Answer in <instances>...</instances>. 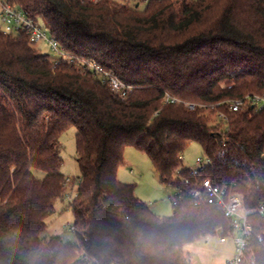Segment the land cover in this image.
<instances>
[{"label": "trees", "instance_id": "obj_1", "mask_svg": "<svg viewBox=\"0 0 264 264\" xmlns=\"http://www.w3.org/2000/svg\"><path fill=\"white\" fill-rule=\"evenodd\" d=\"M15 1L71 55L134 90L121 100L77 67L55 65L27 36L0 33V264H193L186 245L231 232L222 208L191 197L197 185L224 184L245 209L264 203V110L229 108L264 94V0H150L143 11L114 0ZM71 127L81 171L70 203L75 241L46 240L66 193L60 138ZM192 144L212 160L206 170L192 173L180 159ZM128 148L175 189L171 217L119 181ZM250 220L252 264H264V221Z\"/></svg>", "mask_w": 264, "mask_h": 264}, {"label": "built area", "instance_id": "obj_2", "mask_svg": "<svg viewBox=\"0 0 264 264\" xmlns=\"http://www.w3.org/2000/svg\"><path fill=\"white\" fill-rule=\"evenodd\" d=\"M150 0H140L139 2H149ZM0 33L13 38H19L22 35L28 37L29 42L35 47L38 43H44L50 46L51 50L57 57L56 61H52L55 65L67 63L69 66L77 67L84 75H89L99 79L103 84L108 85L113 94L121 100H126L134 90V87L127 85L121 79L111 72L106 71L101 65L92 60H83L77 56L71 55L65 47L54 37L50 32L39 22L30 17L15 0H0ZM168 101L185 105L190 110L196 108H206L207 105L194 102H187L176 98H171L167 95ZM253 106L258 111L264 110V94H251L241 99H234L229 102L230 110L239 112L242 108ZM224 121L227 118L220 115ZM183 161V156L180 157ZM210 158H198L197 169L206 170L211 166ZM72 181L66 180L67 187ZM191 197L196 203H206L222 208L227 219L231 221V232L227 235L221 233L220 230L215 236L205 238L208 245H212L210 238H216V244H226L229 238L232 239L233 252L226 264H252L254 254L251 250V239L253 236V225L251 218L255 215L261 217L264 221V203H261L255 208L245 209L243 207L242 197L236 193H231L226 185L216 184L213 180L204 179L197 185L191 193ZM178 194L175 195L177 203ZM75 228L73 227V231Z\"/></svg>", "mask_w": 264, "mask_h": 264}, {"label": "rangeland", "instance_id": "obj_3", "mask_svg": "<svg viewBox=\"0 0 264 264\" xmlns=\"http://www.w3.org/2000/svg\"><path fill=\"white\" fill-rule=\"evenodd\" d=\"M98 1V0H97ZM140 0H114L116 3H126L134 8ZM146 2L139 5V10L143 11ZM35 49L47 55L49 60L56 61L57 57L50 46L44 43L35 45ZM219 123V119L213 118L212 124ZM77 129L74 127L66 130L61 138V158L64 163L61 168L62 174L70 183L66 187L65 197L59 199L55 204V213L47 219V228L42 235L43 239L51 240L61 238L65 242H74L75 235L73 227L75 217L71 210L70 203L78 188L81 171L77 161ZM205 158L202 148L197 144H192L183 154V163L186 168L197 169V159ZM39 178H43V173L37 172ZM119 181L124 184L135 186L136 196L144 202L151 210L160 217H171L174 213L173 201H175L176 191L172 186L163 185L153 166L151 159L135 148H128L125 152V164L118 173ZM212 245H208L205 239L186 245L185 250L189 253L193 264H226L230 258L229 253L233 248L232 239L229 238L226 244H216V238H210Z\"/></svg>", "mask_w": 264, "mask_h": 264}, {"label": "crops", "instance_id": "obj_4", "mask_svg": "<svg viewBox=\"0 0 264 264\" xmlns=\"http://www.w3.org/2000/svg\"><path fill=\"white\" fill-rule=\"evenodd\" d=\"M137 6H139V3L137 4ZM232 252H233V248H232V250L230 251L229 256H231Z\"/></svg>", "mask_w": 264, "mask_h": 264}]
</instances>
